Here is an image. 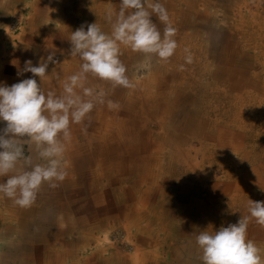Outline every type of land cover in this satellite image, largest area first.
Wrapping results in <instances>:
<instances>
[{"label":"bare ground","instance_id":"6f19581e","mask_svg":"<svg viewBox=\"0 0 264 264\" xmlns=\"http://www.w3.org/2000/svg\"><path fill=\"white\" fill-rule=\"evenodd\" d=\"M46 1L48 0H29L21 7L34 8L35 14L29 21L34 33L38 30L37 25L42 28L36 21L42 13L40 8L42 2ZM78 1L82 4L81 7H77L78 15L88 18L89 22L86 24L96 22L103 31L110 32V25L104 18L105 10L113 7L118 11L120 0H74L76 3ZM198 1L159 0L166 7L173 27H178L182 31L181 37L178 36L177 39L179 45L175 53L177 56L187 46L193 53L198 48L205 51L206 46L197 40V37L207 29L206 26L211 25L214 20L217 21L214 13L205 10L210 3L220 1L233 6L230 11L233 9L238 13L237 17L231 16L228 32L231 35L238 32L240 40L246 43V46L242 47L243 51L255 49L258 55L254 57L256 59L258 56L261 57L258 61L264 63V17L257 20L253 9L249 15L241 17L237 8L238 0ZM243 3L248 5L249 2L243 0ZM5 4V0H0V19L5 15L3 10ZM71 4L72 0H65L58 5L65 8ZM153 20L159 21L155 17ZM158 23L162 25L161 22ZM81 25L80 18L77 17V21L73 18L64 23L61 29L76 30ZM163 28H159L161 33ZM190 31L194 34L192 35L194 46L189 43ZM28 36L24 40L25 46L16 51L14 62L15 77L21 80L32 76L30 72L24 73L23 76L17 75V69H22L26 60L30 59L33 65L38 66L40 60L47 55L45 44L40 42L37 47L32 48ZM259 37L261 42L256 43L255 40L258 41ZM54 39L67 40L63 34ZM40 45L43 47L42 51L37 50L41 49ZM60 45L63 53L59 52L58 55L56 52L59 64L55 65L54 69L49 66L46 70L49 72L48 76L42 82L45 92L53 89L56 93L62 91L63 79L78 71L82 63L79 57L70 56L68 46H63V42ZM232 46L233 42L228 38V42L217 51H220L217 53V59L227 62L235 52L231 50ZM248 52L253 54L251 51ZM138 56L139 53L125 48L121 59L128 66L129 62H134ZM184 57V54L171 57L176 63L170 71L173 84L167 83V76L162 71L151 74L145 81L135 82L137 87L134 90L112 88L108 91L107 97L119 102L121 105L119 110H110L106 104L97 106L91 113V123L86 134L81 131V125L71 126L73 140L68 145L66 153L68 176L58 188L50 189L45 186L36 203L27 209L16 206L0 194V224L6 223L5 220L14 221V226L7 223L4 228L7 231L13 230L19 241L23 240L19 248L15 247L16 252L12 246L9 252L11 256L16 254L18 258H27L22 261L23 264H108L111 258L116 261L115 264L132 262L161 264L165 256L174 253L166 241L174 242L176 236H183L191 227L214 232V217L219 211L211 209L210 199L208 206L207 202H201L196 206L193 201L187 199L190 208L187 210L181 208L177 220L167 216L165 218L162 211L166 198H169L165 195H170V191L185 193L188 190V181L197 184L192 194L198 195H201L203 187L210 188L214 182L219 181L214 174V163L224 172V181L220 180L223 184L218 193L226 196V201L222 204L226 206L228 224L237 223L241 216L249 217L248 237L258 243L264 229L250 217L248 202L249 199L264 201V191L261 190L264 188V160L257 162L259 176L253 182L257 187H252L251 183L246 184L242 179L237 181L232 179L236 172L242 174L237 151L240 141L245 139L241 136V131L235 130L245 129L244 123H249L247 131L254 133L250 132L251 135L246 138L255 141L258 137L253 125L262 117L261 101H255L256 104L254 102V99H258L257 90L260 89V85L253 78H245V66L232 65L231 68L234 70L226 66L216 67L214 71V75L224 76L225 79L232 77V84L225 87L211 86L209 82H200L201 77L209 74L210 68L199 67V64L195 67V72L190 70V79L193 77L202 86L196 82L192 84L186 80L189 75V64L185 66L186 71L179 70L178 63H185ZM234 59L239 61V58ZM55 73L61 75L60 84L54 79ZM36 79L39 83V77ZM92 79L90 86L98 89H105L103 86L108 84L101 81L103 85L101 87ZM17 81L19 82L18 79ZM47 84L52 85L53 89ZM152 88L157 92H152ZM188 88L197 91L196 96H186L183 100L189 99L190 105L180 100L184 97L183 89ZM230 89L233 90V94L228 93ZM191 98H194V101ZM250 99L253 101V108L248 109L247 102ZM256 108L260 110H257V115ZM240 118L243 125L238 123ZM192 142L195 144L191 145ZM90 151L94 153L90 154ZM234 152L235 154H231ZM257 158L254 155V159ZM166 172L168 175H177L176 179L164 176ZM5 179L0 177V183ZM187 197L190 199L191 195L188 194ZM182 201L185 200H177L176 205H182ZM169 212H166V215ZM112 227L123 228L125 240L133 242L131 247L137 256L125 255L120 260L122 255L119 250L113 249L109 252L107 245L101 247L99 245L100 248H96L100 233ZM157 228L158 237H161L155 241L152 232ZM142 243L150 246L154 244L158 251L140 252L139 247H142ZM7 244L9 246V242ZM163 244L167 246L164 252L166 255L163 254ZM0 246L3 255L4 246ZM198 252L201 255L199 249ZM261 256H264L262 250ZM16 264L19 263L16 261Z\"/></svg>","mask_w":264,"mask_h":264},{"label":"clouds","instance_id":"9594fccd","mask_svg":"<svg viewBox=\"0 0 264 264\" xmlns=\"http://www.w3.org/2000/svg\"><path fill=\"white\" fill-rule=\"evenodd\" d=\"M153 17L165 25L163 33ZM104 18L110 32L95 22L82 24L67 37L70 56L79 57L82 63L78 71L63 79L59 93L45 92L42 85L49 65L59 64L54 47L45 48L47 55L38 66L29 59L17 69L18 76L30 72L31 77L0 85V121L6 122L0 128V177L6 178L0 183V194L20 208H31L45 186L56 189L67 178L66 153L73 140V124L81 125L86 134L97 106L120 109L119 102L108 99L103 88L90 86V78L113 89L134 90L137 84L129 78L121 59L123 49L167 63L179 46L177 30L159 0H120L118 11L109 7ZM184 53L185 64H192L194 54L187 47ZM179 70H185V65ZM54 79L60 84V73H55ZM248 210L264 228V201L249 199ZM248 225L249 217L241 216L235 224L211 233L199 232L195 242L201 264H264L261 249L248 237Z\"/></svg>","mask_w":264,"mask_h":264},{"label":"rangeland","instance_id":"374dc122","mask_svg":"<svg viewBox=\"0 0 264 264\" xmlns=\"http://www.w3.org/2000/svg\"><path fill=\"white\" fill-rule=\"evenodd\" d=\"M59 1L61 0H48L46 2H42V5L40 7L42 10L41 11L42 13L41 15L37 17L38 20L36 21L37 24L42 25V28L40 27V25H37L38 30L37 32H35L37 34H35L33 28L31 29V26L29 25V21L31 20V18H33V15L35 14L34 8L30 6H25L24 8H21L23 4H26L27 2H29V0H9V1L5 0L6 4L3 7L5 15L4 17H2V19H0V85L6 84L10 86L13 83H17L18 82L17 79L19 81L21 80L20 78L15 77V74H14L15 63L14 62L16 61V51H19L20 49L23 48V46H25L24 40H26V37L28 35L30 36V37L28 36L29 37L28 40L31 39L30 41H31L32 48L37 47L39 43L41 42L45 44V48L54 47L57 50L56 52L58 55H59V52L63 53L61 51L60 43L63 42V46L65 45V47L68 46L69 48H71V45L68 39L64 41L63 39L61 40L54 39V37H59L60 34H63L64 39H66L70 35L71 31H75L74 29H70V28H67V29L65 28V30H62L61 26L64 23L66 24L67 22L71 21L73 18L77 21V17L80 18V21L82 24H86L87 22H89V20L87 17H82V16L80 17V15H78L77 7L82 6L81 1L80 2L78 1V3H76L74 2V0H72V4L70 5L71 7L68 6L65 8H62L61 5H58L64 2L65 0H63L61 3H59ZM97 1H101V0H97ZM245 1L249 2L248 5H245L243 3V0H238L237 8H238V12L241 13V17L244 16L245 14L249 15V12L251 9H253L256 12L255 17L257 20L264 17V0H244V2ZM198 2H200V0ZM230 8H233V6L220 2V1H214L209 4L205 12L214 13L213 15L216 16L217 21L214 20L212 23H210L211 25L206 26L207 29L201 32L197 37V40L202 41L204 46H206V49L205 51H201L198 48L196 49V52L193 53L192 49L187 46V48L194 54V60H196L197 62L194 61L193 63H195V65L190 64L189 66L185 63H178V66H180L181 64L188 66L189 75H187V79H186L187 82H190L192 84L196 82V84L200 86L202 85L198 83L199 82L198 80L193 79V77H191L190 79V76H191L190 70H193L195 72L196 70L195 67L197 66V64H199V67H206V66L209 67L210 68L209 74L205 77H201L200 82H209L211 86L217 85L219 87H225V85L232 84L231 83L232 77L230 78L226 77L225 79L224 76L220 77L218 75H214V71L216 67L228 66L230 70H234L231 68L232 65H234L235 67L245 66L246 67V72L244 74L245 78L246 77L253 78L260 85V89L257 90L258 99H254V102L257 100H260L263 106V110L261 112V116H262L261 120L259 122H256V124L253 125L254 129L258 133V137L256 138L255 141L246 138L249 135H251L250 132L254 133L253 131H247L250 126L249 123H244L245 129L239 128L235 130V132L241 131L242 132L241 136L245 137V139L243 141H240V144L238 146L239 150L237 151V160L239 161L240 168H242V174H239L236 172V176L232 179L234 181H237L238 179H242L243 182L246 181V184L251 183L252 187H257V185L253 183L259 176V171L257 169V166H258L257 162L258 161L260 162L261 159L264 160V150H263V145H264V104H263L264 102V63H262V61H258V58L261 59V57L258 56L257 59L254 57L255 55H258L255 49L254 50L248 49L246 51H243L242 47L246 46V43L240 40L241 37L238 32H235L232 35L228 32L229 24L231 23V16L235 15L237 17L238 15V13L236 11H233V9L232 11H230ZM158 22L160 21L154 22L156 23L158 29L165 27L163 23L161 25ZM172 26H173V23H172ZM39 27L41 28V30ZM45 28H48V29H45ZM175 29L177 30V34L175 37V39L177 40L178 36L181 37L182 31H180L181 29L178 27ZM190 34L191 35L189 36V43L194 46L195 44L194 39L192 40V35L194 34L193 32H191ZM228 38H230V40L233 42V46L231 47V50L232 51L234 50L235 52L233 51L234 54L228 58L227 62L220 61L217 59V53L219 54L220 51L219 52L217 51L220 50V46L228 42ZM255 42L260 43L261 42L260 37L258 41L255 40ZM251 45H253V43H251ZM37 50L42 51L43 47L41 46V49H37ZM248 51L253 52V54H251ZM179 54L178 56H181L183 54L185 56L184 50H182V52ZM174 56L178 57L176 54H174ZM235 57L237 59L239 58V61H236V59H234ZM174 62L175 60L173 58L170 59L167 63H164L162 61H158L154 57L148 58V57H145L143 54L139 53L138 58L134 62L133 61L129 62L127 66L128 68L127 74L129 78L132 79L134 82H140V81H145L146 78L151 76V74L154 75V74L164 71V74L167 76V83L173 84L174 81L170 77V73H171L170 71L172 67L176 66V63ZM49 66L52 68L55 67V65L53 64H50ZM183 71H186V70H183ZM94 82H96V84L100 85L101 87L103 86L101 81L97 79H95ZM49 86L50 88H52L51 87L52 85H48V87ZM103 87L105 88L104 90L106 91V93L112 90V87L110 84H106ZM152 89H153L152 92H157L155 91L154 88ZM52 91H54V89ZM183 91H184V97H181L180 99L182 101L186 98V96H189V97L196 96V92H197L193 88H188L186 90L183 89ZM125 92L127 93L128 90H126ZM228 93L233 94V90L230 89ZM169 95L173 97L172 94H169ZM191 100L194 101V98H191ZM183 102L187 105H190L189 99H186ZM215 103L216 102L213 103V106H215ZM247 104H248L247 105L248 109L253 108L252 107L253 101L251 99L249 102H247ZM257 110L259 109L257 108L255 109V115L258 114ZM211 118H215V116H211ZM5 123L6 122L0 121V127L3 128L5 126ZM238 123L239 125H243V123L241 122V118L238 119ZM194 144L195 143L193 142L191 143V145H194ZM89 153L93 154L94 152L90 151ZM231 154H235V152ZM254 155L258 157L256 160L254 159ZM197 158L199 159V157ZM214 165H215L214 174H215V177L219 181L214 182V184L210 188L203 187L201 191V195L192 194L197 184L194 182L190 183V181H188L187 183L188 190L185 193L178 194V193H175L176 191L175 192L170 191V195H165L169 197V198H166V202L163 205L164 210H162L165 213V218L167 216L170 219L177 220L178 213L181 212V208L184 207L186 210L190 208V206H188L187 199L193 201L196 206L199 205V203L201 202H204V203L207 202L206 204L208 206V201L210 199L211 209L219 211L218 213L215 214V217H214L215 228L213 229V231L219 230L221 226H225V227L227 226L228 220L226 216V206H223L222 204V202L226 201V196L224 194L218 193V191H220V189L222 188L223 183L220 180L224 181L223 179L224 172L222 171L220 166H218L215 163ZM164 176H170L176 179L177 175H168L166 172ZM209 193H210V198H209ZM188 194L191 195L190 199L187 197ZM177 200H185V201L184 202L182 201V205L180 204L176 205ZM166 212H169V214L166 215ZM5 222L6 223L0 224V245H3L4 250H5V254L1 255L2 249L0 246V256H11L9 252H10V249H12V246H14L13 251L16 252L14 250L15 247L19 248V244H21L20 242H22L23 240L19 241V238L16 237L13 230L7 231V229L4 228V226H7L8 224H11L14 226L15 222L14 221L10 222L6 220ZM28 226L30 225L28 224ZM153 226H155V224ZM199 232H201L199 227L198 228L195 227L194 229L191 227L189 228L188 233L184 234L183 236L181 235L176 236L174 238V242H172V240L166 241L171 245V251L174 253L169 254L170 257L165 256L164 262H161V264H199L201 263L200 258H199L200 254L198 252V248L195 242V237L196 235L199 234ZM262 232L264 231L262 230ZM152 233H154V236L152 235V238L155 237V241H158V238L161 237V236L158 237V228L155 229V231ZM100 234L101 235L96 245L97 249H99L103 245H107L109 247L107 249V251L109 252L113 249H117L120 251L119 252L120 255H122L120 257V260L125 255L126 256H137L136 252H134L131 247L133 242H126L123 228L117 229V228L112 227L104 231V233H100ZM8 242H9V246H7ZM11 243L14 245H11ZM257 245L262 251H264V233L262 237L258 239ZM92 246H95V244H92ZM168 247L170 248L169 245ZM162 248H163V254H164L167 246L163 244ZM152 250L157 252L158 251L157 246H155L154 244L150 246V245H145L142 243V247H139L140 252L141 251L151 252ZM162 257L163 256H160V258ZM12 258L15 259V264H16V261L19 264H23L22 261L27 260V258L25 257L18 258L16 254H14ZM115 263L116 261L113 258H111L108 262V264H115Z\"/></svg>","mask_w":264,"mask_h":264},{"label":"crops","instance_id":"0c3cea01","mask_svg":"<svg viewBox=\"0 0 264 264\" xmlns=\"http://www.w3.org/2000/svg\"><path fill=\"white\" fill-rule=\"evenodd\" d=\"M0 264H15V259L12 256H0Z\"/></svg>","mask_w":264,"mask_h":264}]
</instances>
